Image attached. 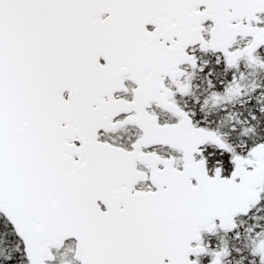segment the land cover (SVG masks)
I'll return each instance as SVG.
<instances>
[{"label": "snow or ice", "instance_id": "1", "mask_svg": "<svg viewBox=\"0 0 264 264\" xmlns=\"http://www.w3.org/2000/svg\"><path fill=\"white\" fill-rule=\"evenodd\" d=\"M0 264H264V0H0Z\"/></svg>", "mask_w": 264, "mask_h": 264}]
</instances>
